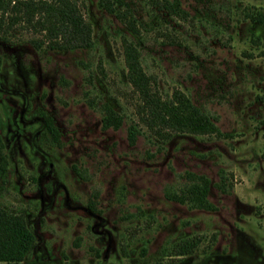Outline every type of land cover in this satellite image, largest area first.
Listing matches in <instances>:
<instances>
[{
  "label": "rangeland",
  "instance_id": "obj_1",
  "mask_svg": "<svg viewBox=\"0 0 264 264\" xmlns=\"http://www.w3.org/2000/svg\"><path fill=\"white\" fill-rule=\"evenodd\" d=\"M122 1L140 35L80 0L89 50L38 48L19 28L0 41V207L35 234L23 264H264V28L247 17L264 0H180L187 21ZM130 41L162 97L183 92L221 135L146 126ZM108 109L119 129L104 128ZM190 174L209 180L213 209L168 198ZM184 244L194 253L173 256Z\"/></svg>",
  "mask_w": 264,
  "mask_h": 264
},
{
  "label": "trees",
  "instance_id": "obj_2",
  "mask_svg": "<svg viewBox=\"0 0 264 264\" xmlns=\"http://www.w3.org/2000/svg\"><path fill=\"white\" fill-rule=\"evenodd\" d=\"M103 1L102 5L122 21L132 34L140 35L138 23L129 8L120 10L110 0ZM151 1L154 7L164 11L168 17L183 21L192 18L183 9L180 0ZM79 3L80 0H0V41L7 42L11 32L19 28L42 35V39L36 42L38 48L46 46L56 51L89 50L93 46V30L85 20ZM118 3L125 5L122 0ZM247 17L254 26L264 28V10L249 13ZM125 55L129 82L141 98L143 120L151 131L163 138L172 133L221 135L216 119L183 92L176 91L166 99L162 97L153 78L142 66L136 43L126 42ZM122 123L123 119L108 109L103 119L104 128L119 129ZM189 177L191 183L181 193H169L168 198L181 204L189 203L199 209H213L208 201L209 180L194 174ZM35 240V234L23 216L0 207V264H23L31 255ZM174 253L176 257L192 255L194 246L180 245Z\"/></svg>",
  "mask_w": 264,
  "mask_h": 264
},
{
  "label": "flooded vegetation",
  "instance_id": "obj_3",
  "mask_svg": "<svg viewBox=\"0 0 264 264\" xmlns=\"http://www.w3.org/2000/svg\"><path fill=\"white\" fill-rule=\"evenodd\" d=\"M40 120H41V122L43 123V127H48L49 128V126H48V124H47V121L45 120V119H43V118H39ZM111 236L109 235V238H110Z\"/></svg>",
  "mask_w": 264,
  "mask_h": 264
}]
</instances>
